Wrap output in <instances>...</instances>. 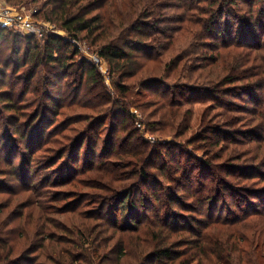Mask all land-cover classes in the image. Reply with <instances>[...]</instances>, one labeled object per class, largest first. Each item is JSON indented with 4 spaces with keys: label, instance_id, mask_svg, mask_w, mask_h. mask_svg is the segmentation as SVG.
I'll return each mask as SVG.
<instances>
[{
    "label": "trees",
    "instance_id": "trees-1",
    "mask_svg": "<svg viewBox=\"0 0 264 264\" xmlns=\"http://www.w3.org/2000/svg\"><path fill=\"white\" fill-rule=\"evenodd\" d=\"M31 1L8 0L15 6ZM40 15L67 37L51 34L41 46L35 35L0 26V114L12 112L0 129L15 126L6 135L9 145L29 150L21 165L12 153L5 161L10 169L0 166V264H264V187L246 185L264 181V99L243 97L264 95V0H47ZM231 18L240 20L235 31L246 34L245 41L234 36ZM9 36L26 42L22 57L20 47L13 49V72L31 64L9 76L21 90L4 81L10 61L1 42ZM79 39L108 64L114 93L96 63L76 59L80 50L71 40ZM40 66L49 73L36 77ZM57 68L63 78H73L67 92L75 98L83 92L84 99L67 104L64 97L61 105L94 113H85L86 130L62 135L64 146L43 155L47 172L36 181L33 156L45 139L44 131L39 137L36 131L45 100L59 104L49 93ZM28 91L36 97L29 104L37 107L23 120L16 94ZM196 100L209 103L197 137L189 139ZM108 120L98 152L100 141L92 143L90 132ZM138 123L164 140L150 144ZM236 123L249 127L230 129ZM239 135L250 136V144ZM191 145L203 146L206 157H196ZM179 154L189 157L176 161ZM10 173L24 188L5 181ZM85 173L93 205L74 221L59 218L77 207L57 206L60 199L50 188L75 187L77 175ZM4 189L19 199L2 198ZM26 191L36 198L23 196ZM226 192L238 202H224Z\"/></svg>",
    "mask_w": 264,
    "mask_h": 264
},
{
    "label": "rangeland",
    "instance_id": "rangeland-1",
    "mask_svg": "<svg viewBox=\"0 0 264 264\" xmlns=\"http://www.w3.org/2000/svg\"><path fill=\"white\" fill-rule=\"evenodd\" d=\"M46 1L47 0H34L28 4H23L21 6H15V5H12V3L8 2V0H0V4L4 5V6L8 5V7H11L14 9L16 8L18 10H20V9H25V10L36 9L38 11L41 8V6L43 5V3ZM242 7L244 8V10H240L239 14H242L244 16V13H246V10H247V5L245 4ZM22 12H23V10H22ZM27 13H28V11H27ZM27 13H25V14H27ZM29 14L32 15V12H29ZM31 18L36 19L40 22V25H37V26H40V27L42 26V32L40 34L35 35L41 46H43L45 44V42L47 41V38L51 34H58V35L67 37L66 31L61 29L56 23H52L51 21L45 19L44 17H42V15H40L38 17L33 15V16H31ZM230 21L232 23V29L231 30H233L235 32L234 36H236L240 39H244V41H245V35L246 34L244 35V33L241 31H239L238 33L236 32L237 27H240V25H241L240 20L231 18ZM224 27L227 29V24ZM16 33H19L22 36L28 35L25 31H16ZM71 41H74V44H76L80 50L79 54L76 56V59H87L90 62L96 63L98 68L100 69V72L105 77V84L108 86L109 91L114 93V88H113V80L114 79H112V77L109 74L108 64L103 59H101L99 57V55L97 54L95 49L92 46H90L85 39H79L77 41L71 40ZM262 41L264 43V36H263ZM1 43H2L1 48L4 51L3 55H5L4 60L8 59V61H10L9 66L6 70L8 73V76L5 77L4 81L7 82V85H14V83H17L20 87V90H21L22 84H19L18 81L10 80V78L12 76L19 75L20 73H22L24 71V69H27V71H29V69L31 67L29 65H31V64H28L27 68H22L18 71V73H16V72H13V66L14 65H13V63H11V61L14 60L16 57L13 54V49H15L17 47H20V49H21L19 57L23 56V52H24V49L26 46V42L22 38H18L17 41H15L12 36H9L7 38V40L3 39ZM98 58H99V60H98ZM46 69H47V67L40 66L38 68L39 74H37L36 77L43 75V73L48 74L49 72L46 71ZM27 71H26V73H27ZM11 73H12V76H10ZM54 73H53L54 77L52 78V79H54V84L50 86L49 93H51V95L54 96L56 98V100L58 99L59 104L56 106V105H54V103H50L49 100H45V103L42 105L43 107L41 110H42V114L44 115V118L42 117L43 120L41 121V127L36 131V137H39L40 133L44 131L45 132V139L43 141L40 140L39 143H42L41 144L42 147L33 156V162H32L33 163V169H32V177L31 178H33V179L35 178L36 181L37 180L40 181L42 179V175H44V173L47 172V168L43 167L44 162L47 161L46 160L47 158H44L43 155L48 154L49 157H51V155H54V153H55V152H53V148L57 150V149H61V147L64 146V143L66 141V137H63L62 135L72 134L75 129L77 130V133H79L82 130L83 131L86 130V125H87L89 120H86V114L85 113H90V114L94 113L91 110H89L88 108H86L85 106H81V105H79L78 107H74V108H71V106H69V107L62 106L61 101L64 97H67V99H66L67 104H69L72 101L79 102V101H81V99L84 100L83 99V92L80 94V96L78 98L72 97L67 92L66 87L69 86V85H67V82L71 81L73 78L72 77L63 78V75H61L59 68L54 69ZM53 74H51L50 77H52ZM9 76H10V78H9ZM138 88L139 87H137V89ZM31 94L32 93L30 91H28L25 95H21L20 97L18 96L19 93L16 94V98H18L21 101L20 104L23 105L22 106L23 108L20 111V112L24 113V115H22V116L20 115L23 120H25V118H30L32 116V114L34 113L35 108L37 107L36 104H29V102H28L29 99H33V100L36 99V97L32 98L33 96H31ZM262 94H263L262 92H259L257 94V96L255 94L254 97L250 96V95H245L243 97L247 100H244V101H252V99H261L262 100V99H264V95H262ZM22 99H24V100L22 101ZM241 101H243V100H241ZM40 102H43V100ZM37 103H38V101H37ZM46 103H47V105H49V107L47 105H45ZM55 103H57V102H55ZM207 103H209V102H206L205 100H203V101L202 100H196L195 101V103H194L195 113H194V117L192 119L191 128L189 129V132L186 135V138L189 137V139H192L194 137H197V134L199 133L200 127L202 125V119H203V115H204V112H205L206 107H207V105H206ZM249 106L250 107H257L256 104H254V103L249 104ZM55 110H57V111L59 110L58 111L59 113H55ZM11 113L12 112H10V111H6V112L1 113L0 114V119H1L0 121H2V123L5 122L7 120V116ZM83 114H85V115L83 116ZM123 115H122V117H124ZM140 115H142V114L140 113ZM242 115H243V117H252V116H250L249 113H246V112H244V114H242ZM125 117H128V119H130L129 116H125ZM79 119L81 122H76ZM34 120L35 121H34L33 126H36L37 121H39V118H35ZM217 121H220V120L217 118ZM108 123H109V120L106 121L101 128L90 132L91 139H93L92 143H95L94 142L95 139L100 141L99 144L97 146H95L98 152H100L102 150L101 142L103 141V138L106 137V134L108 133V128H106V125H108ZM136 126L140 127V134L144 137L145 140L149 141L150 144L160 143L164 140L162 138V136L159 137L158 134L153 129L145 130L144 126H142L141 123H138ZM229 127H230V129L243 128L242 131H245L244 129H247L249 126L247 124L236 123V124H231V126H229ZM15 128H16L15 126H7L6 125L0 129V166L3 169H10V166L8 164H6L5 161L10 155H13L12 153H14V164L15 165H21L22 155L27 154L29 151L23 145L20 147H18V146L14 147V144H12V143L9 145V143H10L9 138H7L6 135H11ZM26 130H28V129H26ZM57 130H60V132H59L60 134L56 133ZM99 133H100V135H102V137H98ZM15 135H17V134H15ZM237 137H239V139H245L243 141H245L247 144L248 143L250 144V142H249L250 136L239 135ZM36 140H39V138ZM260 141H263V140H256V141L254 140L253 143H261ZM198 142H200V141H197L196 143H198ZM225 142H227V141H225ZM232 143H233L232 147H234V142H232ZM242 144L244 145V143H242ZM184 145H186V143H184ZM192 146H194V145L189 146V149L194 155H196V157H199V158L206 157V152L202 149L203 146L195 148V149ZM240 146H242V145H240ZM17 148H18V150H17ZM165 153L166 152H164L163 154H165ZM187 157H189L187 154H185V157H183L181 154H179L177 156L176 161L186 159ZM80 159H81L80 166H82V164H84V162L86 161V143L82 149ZM96 161H98V158ZM36 166L38 169L41 168V170L39 172H34ZM85 167H86V165L84 166V168ZM9 175L5 176L8 179V181L7 180H5V181L9 185H12L14 187V189L24 188V185L20 181L15 180L16 175H13V174H11L10 176ZM62 175H66V172L63 171L59 174L60 177ZM78 175H77L76 180L80 179L79 180L80 183L78 185H76L75 187L70 185V186H61V187H55L54 186V187L50 188L52 192L54 191L56 194H58L57 196L60 199L56 202L57 206H63L67 202H72V204L77 207V208H75L76 209L75 212L67 213L61 217L58 216L59 218H68L69 219V217L73 216V221H74L76 214L81 213L82 215H86V209L90 205H93L92 201L88 198V196L86 194V191H89V189L86 187V173L85 174H78ZM212 178L214 179L213 176L211 177V179ZM9 179H10V181H9ZM236 179H238V178H236ZM76 183H78V181H76ZM246 185H249L250 188H257V187L261 188V187H264V181L261 180V182H259V183L248 182ZM91 190L94 191V189H91ZM4 191L5 192H3V195L1 196L2 198L7 200L10 197H13V198H15V201L17 199H19V198H16L18 195L14 197L13 194L7 192L6 189H4ZM71 191H73V192H71ZM144 191H147V189H145ZM22 195L25 197L27 195L28 196L30 195L29 199H31L33 197L36 198V196L33 194V191H26ZM223 197H224L223 201L224 202L228 201L231 205L238 202V200H237L238 198L236 196H234L233 192H231L230 194L228 192H226L225 194H223ZM14 203L15 202H13L9 206L7 211L14 209ZM31 210H33V207H30V208L24 210V214H26L27 212H29ZM54 215L56 216V214H54ZM225 215L226 216L228 215L227 211H225L224 216ZM58 233L62 234V231L59 229L57 234Z\"/></svg>",
    "mask_w": 264,
    "mask_h": 264
},
{
    "label": "built area",
    "instance_id": "built-area-1",
    "mask_svg": "<svg viewBox=\"0 0 264 264\" xmlns=\"http://www.w3.org/2000/svg\"><path fill=\"white\" fill-rule=\"evenodd\" d=\"M29 12H32V15L29 14ZM36 12V9L18 10L16 8L8 7V5L4 6L0 4V26H4L14 31H25L28 35L40 34L42 32V26H37L40 25V22L31 18Z\"/></svg>",
    "mask_w": 264,
    "mask_h": 264
}]
</instances>
